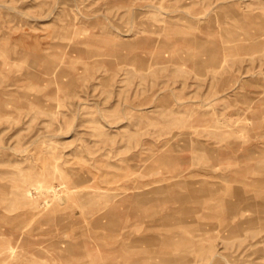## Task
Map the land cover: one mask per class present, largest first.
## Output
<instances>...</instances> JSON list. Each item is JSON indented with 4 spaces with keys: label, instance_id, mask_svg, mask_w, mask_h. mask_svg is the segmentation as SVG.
Masks as SVG:
<instances>
[{
    "label": "rangeland",
    "instance_id": "1",
    "mask_svg": "<svg viewBox=\"0 0 264 264\" xmlns=\"http://www.w3.org/2000/svg\"><path fill=\"white\" fill-rule=\"evenodd\" d=\"M0 264H264V0H0Z\"/></svg>",
    "mask_w": 264,
    "mask_h": 264
}]
</instances>
